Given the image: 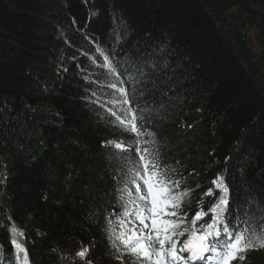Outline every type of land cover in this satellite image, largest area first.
Masks as SVG:
<instances>
[{
  "label": "trees",
  "instance_id": "obj_1",
  "mask_svg": "<svg viewBox=\"0 0 264 264\" xmlns=\"http://www.w3.org/2000/svg\"><path fill=\"white\" fill-rule=\"evenodd\" d=\"M161 44L181 81L173 118L196 125L186 139L179 123L163 129L174 147L178 138L184 145L173 155L193 189L189 217L201 197L214 202L203 194L219 173L230 208L249 194L264 204V0H0V212L23 232L16 239L32 264H76L74 253L94 238V264H120L105 255L101 231L115 209L80 203L86 183L111 193L123 157L139 158L104 146L122 137L128 148L137 138L106 111L118 110L109 85L125 77L110 74L97 49L119 73ZM89 209L102 214L98 224L86 219ZM10 239L0 230V264L17 263ZM261 253L232 264H257Z\"/></svg>",
  "mask_w": 264,
  "mask_h": 264
},
{
  "label": "snow or ice",
  "instance_id": "obj_2",
  "mask_svg": "<svg viewBox=\"0 0 264 264\" xmlns=\"http://www.w3.org/2000/svg\"><path fill=\"white\" fill-rule=\"evenodd\" d=\"M97 51L110 74L125 77L119 81L121 87L109 85L119 93V99L114 97L109 101L118 110L108 108L106 111L115 117L113 123L137 138L135 146L130 143L128 148L113 141L105 142L104 146L110 151L114 148V155L131 149L139 157L138 160L131 156L123 157L119 179L111 177L121 185L113 192L101 195L91 182L84 185L87 194L81 198V204L96 199L102 201L101 207L106 204L108 208L115 209L102 217L101 231L104 233L103 240L107 242L105 255L120 264H125L126 256L129 257V264H194L197 261L203 264H232L234 260H244L249 251L264 249V204L249 194L230 208V188L222 173L211 181L214 187H209L203 194L214 197V202L205 204L201 197L195 204L197 210L189 217L194 208L190 199L193 189L182 171V157L173 155L184 145L178 138L174 147L173 142L163 134V129L169 123H179V130L186 139L196 125L173 118L178 109L182 110L183 101L177 91L181 81L176 76V68L170 63L167 46L161 44L151 51L129 57L120 66L119 73L110 57L103 50ZM196 111L202 112V109L197 108ZM242 147V142L237 140L236 151L239 152ZM230 159L226 157L225 163ZM71 178L69 176L67 180ZM0 183L3 181L0 180ZM89 213L86 219L94 225L98 224L102 214L97 216L92 209ZM113 215L115 220L109 218ZM6 219L10 221L11 216ZM0 230L6 237L10 234L18 264H32L28 250L16 239L23 232L14 223L9 226L2 212ZM182 237L186 238L181 241ZM96 247L95 238L91 249L81 246L73 255L76 264H94L90 251ZM2 253L3 245H0V255ZM96 264H101L99 257Z\"/></svg>",
  "mask_w": 264,
  "mask_h": 264
},
{
  "label": "rangeland",
  "instance_id": "obj_3",
  "mask_svg": "<svg viewBox=\"0 0 264 264\" xmlns=\"http://www.w3.org/2000/svg\"><path fill=\"white\" fill-rule=\"evenodd\" d=\"M110 141L123 143V139L122 138H115V139H112ZM261 157L262 156H259V157H257V159H259ZM254 257H255V260L257 261V264H264V254H262V253L261 254H257Z\"/></svg>",
  "mask_w": 264,
  "mask_h": 264
}]
</instances>
